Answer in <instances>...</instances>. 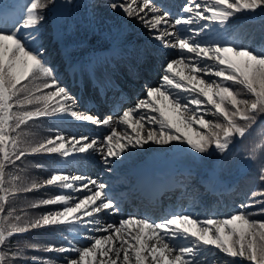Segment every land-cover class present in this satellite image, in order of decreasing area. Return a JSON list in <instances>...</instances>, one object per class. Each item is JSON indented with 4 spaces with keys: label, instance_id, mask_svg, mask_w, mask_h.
<instances>
[{
    "label": "snow or ice",
    "instance_id": "1",
    "mask_svg": "<svg viewBox=\"0 0 264 264\" xmlns=\"http://www.w3.org/2000/svg\"><path fill=\"white\" fill-rule=\"evenodd\" d=\"M55 8L57 0H0V264H226L217 253L264 264V219L256 218L264 217V188L223 217L181 206L155 220L122 215L109 184L70 172L90 158L112 172L131 152L156 145L221 160L243 152L264 185V140L242 148L254 129L264 128V48L238 41L229 28L237 14L264 15V0H184L177 12L162 0H106L105 8L119 16L113 27L135 21L163 59L156 86L145 85L131 106L117 98L103 116L80 110L47 59L41 27ZM166 50H175V58ZM67 69L74 79H94L107 97L111 77L99 65L68 60ZM41 120L52 121L47 135L26 130ZM77 123L107 131L69 134L66 126ZM29 157L54 158L50 168L32 165L46 177H31ZM48 188L59 192L28 201L19 212L14 206ZM48 230H58L57 242L10 243ZM29 251L59 255L29 257Z\"/></svg>",
    "mask_w": 264,
    "mask_h": 264
},
{
    "label": "rangeland",
    "instance_id": "2",
    "mask_svg": "<svg viewBox=\"0 0 264 264\" xmlns=\"http://www.w3.org/2000/svg\"><path fill=\"white\" fill-rule=\"evenodd\" d=\"M11 0H5V3H10ZM171 11L177 12L179 6L184 3V0H177L175 4H169L165 0H162ZM92 9L86 0H70V6L66 11L57 12V34H53L57 39L59 45L63 48V56L66 58V63L71 60L77 64H87L92 61L94 64L100 66V72L110 76L111 81L120 84L118 92L122 93L126 103L124 107L131 106L138 97L144 96V87L156 86L159 81L158 68L160 67V61L163 59L161 50L153 47L154 41L147 38L145 29L136 23L135 21H128L124 23L123 30L118 28L112 29L110 37H106L100 30L95 28L92 23ZM52 33H54L52 31ZM141 33L144 39H138L136 43H140L143 50L141 55V62L131 70L125 69L121 74L111 72L110 66H112L113 55L116 56L122 50V45L130 37H138ZM165 55L175 58V50H166ZM68 70V69H67ZM66 77L61 73L60 79L64 84L72 90V93L78 98L80 110L90 109L94 114L107 115L110 114L113 103H110V109H103L102 111L94 112L86 104V99L95 98L99 100L95 87V80H89L87 76H82L83 81L87 86L72 85L76 79L71 75L68 70L64 71ZM139 75V80H135L134 75ZM132 81V84H130ZM134 84V86H133ZM103 90H101L102 92ZM117 93V92H116ZM100 102V101H99ZM118 130H120L118 128ZM107 130L104 128L97 129L95 126L84 124H73L68 126V133L72 132H88L90 134L101 132L105 133ZM154 149V145L147 151H133L124 159L113 165L114 170L112 172H104L99 161L95 158H90L83 162V165L76 169H70L72 174H84L88 176H99L101 180L110 185V190L114 195L120 199V207L122 215H140L151 216L155 220L165 214L171 212L173 209H179L182 205L181 198L170 197V193L167 195V202H155L154 206H147L146 201L141 202L142 206H137V200L129 196V191L124 189V182L122 173L126 170H133L140 181V186L143 189L153 192L154 196H157L160 191L165 190L166 184H170L173 180L171 175L166 174L160 169L162 163L157 160L156 156H151L150 152ZM135 160H140V165L133 166L132 163ZM166 191V190H165ZM126 197H128L126 199ZM140 204V203H139ZM192 206V205H191ZM195 206V205H194ZM129 207L137 209L134 212L129 211ZM187 208L188 206H184ZM105 221H118L120 216L108 217L103 216Z\"/></svg>",
    "mask_w": 264,
    "mask_h": 264
},
{
    "label": "trees",
    "instance_id": "3",
    "mask_svg": "<svg viewBox=\"0 0 264 264\" xmlns=\"http://www.w3.org/2000/svg\"><path fill=\"white\" fill-rule=\"evenodd\" d=\"M58 1V0H57ZM93 8L95 16V24L100 30L108 29L109 25L114 24L115 18L113 14L105 8L106 0H88ZM56 9V8H55ZM46 13L47 19L42 25L41 30L44 33L43 43L47 49V59L53 63L58 71L61 72L60 65L62 58L54 40L51 41L49 32L51 25L52 13ZM230 35L238 41H244L249 46L264 48V15L259 12L255 14L241 13L234 17L229 25ZM208 118V117H206ZM52 121L41 120L32 124L27 131H33L37 136L47 135V129L51 127ZM264 140V128H256L252 134L243 142L242 148L247 150L251 145L258 144ZM156 146V145H155ZM156 149L169 158L171 166L170 171H173L178 179L175 182L176 188H179V193L185 201L191 199L196 200V206L192 210L198 212L202 217L205 214H215L216 217H223L231 212H234L237 207L249 199L252 191H259L264 188L257 177V166L254 162H245L242 160L243 152L237 154L236 151H231L223 160L218 159L215 154L201 157L190 152H177L167 148V146H156ZM54 158L48 157H29L25 161V165L30 170L31 177L41 180L47 176L48 172L43 169H33L34 163H43L45 168H50L49 160ZM182 183V188L179 184ZM58 189L48 188L41 190L38 193L28 194L18 198L14 206L18 209L26 207L28 201H34L39 198H48L51 195L57 194ZM260 199L259 196L255 197ZM195 203V202H194ZM32 214H38L37 211L29 210ZM264 219V217H256ZM58 230H48L33 232L25 236L14 237L10 242L15 246L18 240H29L47 244L49 242L58 241ZM67 235V233H64ZM29 257L40 256L49 259L56 258L59 254L56 253H40L29 251ZM221 260L226 261V264H247L238 258L233 259L225 256L223 253H217Z\"/></svg>",
    "mask_w": 264,
    "mask_h": 264
},
{
    "label": "bare ground",
    "instance_id": "4",
    "mask_svg": "<svg viewBox=\"0 0 264 264\" xmlns=\"http://www.w3.org/2000/svg\"><path fill=\"white\" fill-rule=\"evenodd\" d=\"M131 210H137V209H132V208H130Z\"/></svg>",
    "mask_w": 264,
    "mask_h": 264
}]
</instances>
